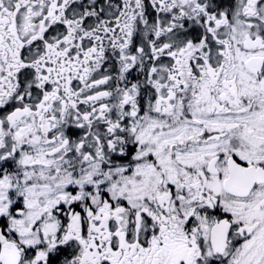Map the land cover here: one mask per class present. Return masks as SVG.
I'll use <instances>...</instances> for the list:
<instances>
[{"label":"snow or ice","instance_id":"snow-or-ice-1","mask_svg":"<svg viewBox=\"0 0 264 264\" xmlns=\"http://www.w3.org/2000/svg\"><path fill=\"white\" fill-rule=\"evenodd\" d=\"M0 264H264V0H0Z\"/></svg>","mask_w":264,"mask_h":264}]
</instances>
